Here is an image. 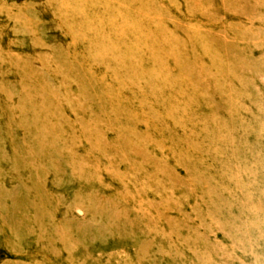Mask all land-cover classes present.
I'll list each match as a JSON object with an SVG mask.
<instances>
[{"label":"rangeland","instance_id":"374dc122","mask_svg":"<svg viewBox=\"0 0 264 264\" xmlns=\"http://www.w3.org/2000/svg\"><path fill=\"white\" fill-rule=\"evenodd\" d=\"M0 264H264V0H0Z\"/></svg>","mask_w":264,"mask_h":264}]
</instances>
